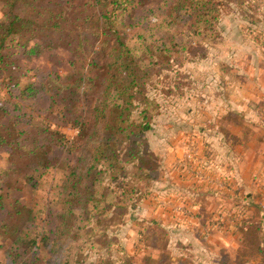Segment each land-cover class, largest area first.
Returning a JSON list of instances; mask_svg holds the SVG:
<instances>
[{"label":"rangeland","instance_id":"374dc122","mask_svg":"<svg viewBox=\"0 0 264 264\" xmlns=\"http://www.w3.org/2000/svg\"><path fill=\"white\" fill-rule=\"evenodd\" d=\"M34 1L45 7L50 4V0ZM84 1L76 0L75 6L66 10L65 35L38 33L27 40L24 48L15 49L28 71L24 84L37 86L49 74L69 76L75 67L69 61L77 65L82 53H88L74 54L71 50L78 44L76 34L84 27L94 32L91 19L82 22L90 13L84 9L88 7ZM30 2L23 0L20 14H25ZM216 2L219 16L208 35L182 36L183 44L192 43L194 51L188 48L186 57L176 55L178 59L160 70L148 89L149 99L156 102L148 146L158 165L157 175L142 180L139 192L147 190L146 194L138 198L137 193L135 206L119 215L117 223L110 221L113 223L106 232L113 260L121 262L129 256L131 264H204L215 257V263L259 264L262 258L257 251L261 239L256 227L261 226L264 232V3ZM168 3L132 0L118 15L121 21L117 28H113L123 33L133 47L139 44L138 36L158 40L162 37L159 13ZM1 8L0 3V17ZM69 31L74 35L68 37ZM13 42H8V48ZM20 89L14 91L0 82V104L20 103L25 95L19 94ZM46 96L37 100L42 108L48 103ZM58 111L54 108L53 116ZM40 115L41 122H50L51 128H57L69 140L74 138L76 130L70 122L52 116L48 119L44 112ZM74 154L50 148L47 156L52 165L38 186L31 189L27 184L16 191L12 185L9 199L20 196L21 200L42 206L51 185L62 176L55 159L68 162ZM9 156L0 149V169L20 163L15 159L10 164ZM4 186L7 178L0 175V190ZM6 207L12 210V206ZM84 241L85 237L65 244L64 255L71 244L72 252L81 251L72 258L75 264H95L100 247ZM10 243L0 240V264L4 248ZM64 255L57 257L58 262L66 258Z\"/></svg>","mask_w":264,"mask_h":264},{"label":"trees","instance_id":"16d2710c","mask_svg":"<svg viewBox=\"0 0 264 264\" xmlns=\"http://www.w3.org/2000/svg\"><path fill=\"white\" fill-rule=\"evenodd\" d=\"M87 2H83L88 5L84 9L90 13L82 22L91 19L94 32L84 27L76 34L78 44L71 50L74 54L88 53L79 56L77 65L69 61L75 66L69 76L49 74L34 86L32 82L24 84L28 71L15 49L24 48L38 33L65 35L66 10L74 7L76 0H50L48 7L31 0L25 14L19 13L23 0H0V82L14 91L25 85L19 92L25 94L20 103L0 104V149L9 152L10 164L15 159L20 162L16 167L0 169V175L7 178V186L0 190V215L4 213L0 217V240H11L4 248L2 264H75L72 258L81 251L72 252L70 244L65 256V244L80 242L83 237L85 243L100 247L95 264H131L129 256L121 262L113 260L106 230L111 220L117 223L119 215L135 206L137 193L138 198L146 194L147 190L139 192L143 187L140 182L157 175L158 165L148 146L156 102L149 99L148 89L159 71L178 59L176 55L186 57L188 48L194 51L192 43L183 44L180 38L208 35L219 16L216 0H168L159 11L162 37L138 36L139 44L133 47L123 33L114 30L121 21L118 15L132 0ZM69 35L74 33L69 31ZM12 39L14 44L8 48ZM43 95L48 101L45 108L37 102ZM57 107L59 111L53 116ZM40 112L48 119L52 116L70 122L76 130L74 138L69 140L51 128L50 122H41ZM50 148L75 154L68 162L55 159L62 176L51 185L44 204L35 206L20 196L10 200L12 185L16 191L27 184L31 189L38 186L52 165L47 156ZM11 179L14 181L9 184ZM258 227L259 264H264V232ZM61 253L66 258L58 262Z\"/></svg>","mask_w":264,"mask_h":264},{"label":"crops","instance_id":"0c3cea01","mask_svg":"<svg viewBox=\"0 0 264 264\" xmlns=\"http://www.w3.org/2000/svg\"><path fill=\"white\" fill-rule=\"evenodd\" d=\"M212 259H214V261H215V257L213 258V257H209V261L208 262H202V263H204V264H231V262H224V263H215V262H213V260ZM199 264H201V263H199Z\"/></svg>","mask_w":264,"mask_h":264}]
</instances>
